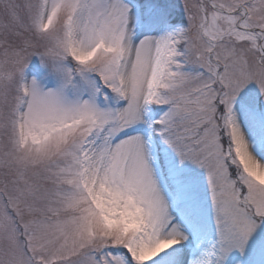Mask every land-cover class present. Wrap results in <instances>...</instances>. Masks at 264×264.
Instances as JSON below:
<instances>
[{"label": "snow or ice", "instance_id": "obj_1", "mask_svg": "<svg viewBox=\"0 0 264 264\" xmlns=\"http://www.w3.org/2000/svg\"><path fill=\"white\" fill-rule=\"evenodd\" d=\"M0 264H264V0H0Z\"/></svg>", "mask_w": 264, "mask_h": 264}]
</instances>
